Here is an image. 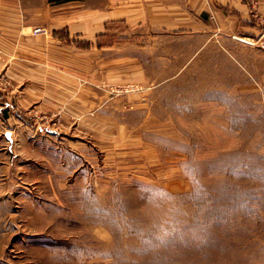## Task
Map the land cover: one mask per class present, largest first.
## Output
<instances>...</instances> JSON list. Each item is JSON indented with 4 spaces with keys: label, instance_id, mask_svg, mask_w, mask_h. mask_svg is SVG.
I'll list each match as a JSON object with an SVG mask.
<instances>
[{
    "label": "rangeland",
    "instance_id": "374dc122",
    "mask_svg": "<svg viewBox=\"0 0 264 264\" xmlns=\"http://www.w3.org/2000/svg\"><path fill=\"white\" fill-rule=\"evenodd\" d=\"M119 33L0 79L12 108L30 90L0 129V264H264V95L217 46Z\"/></svg>",
    "mask_w": 264,
    "mask_h": 264
},
{
    "label": "crops",
    "instance_id": "0c3cea01",
    "mask_svg": "<svg viewBox=\"0 0 264 264\" xmlns=\"http://www.w3.org/2000/svg\"><path fill=\"white\" fill-rule=\"evenodd\" d=\"M126 25L180 34L192 46L196 40L191 53L205 61L209 47L217 46L245 78V93L264 95V0L255 9L248 0H0V79H27L30 64L47 56L55 62L63 32L98 44L111 34L120 36ZM37 28L47 33H35ZM7 90L0 83V129L13 118L19 123L29 118V88H17L16 109L3 95ZM5 134L12 139L11 131Z\"/></svg>",
    "mask_w": 264,
    "mask_h": 264
},
{
    "label": "built area",
    "instance_id": "2783aa9c",
    "mask_svg": "<svg viewBox=\"0 0 264 264\" xmlns=\"http://www.w3.org/2000/svg\"><path fill=\"white\" fill-rule=\"evenodd\" d=\"M250 2V5H251V8L252 9H255L256 6L258 5L259 3V0H248ZM44 28H37L34 30L35 33H41V32H44Z\"/></svg>",
    "mask_w": 264,
    "mask_h": 264
},
{
    "label": "water",
    "instance_id": "95a60500",
    "mask_svg": "<svg viewBox=\"0 0 264 264\" xmlns=\"http://www.w3.org/2000/svg\"><path fill=\"white\" fill-rule=\"evenodd\" d=\"M8 136L10 137V135L8 134Z\"/></svg>",
    "mask_w": 264,
    "mask_h": 264
}]
</instances>
